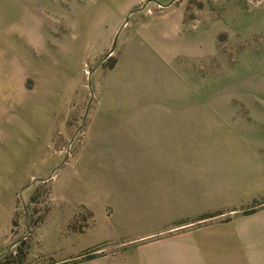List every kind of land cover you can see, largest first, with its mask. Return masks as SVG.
<instances>
[{
  "label": "rangeland",
  "instance_id": "1",
  "mask_svg": "<svg viewBox=\"0 0 264 264\" xmlns=\"http://www.w3.org/2000/svg\"><path fill=\"white\" fill-rule=\"evenodd\" d=\"M263 101L264 0H0V264L94 258L57 260L111 232L67 233L113 197L124 158L150 172L209 154Z\"/></svg>",
  "mask_w": 264,
  "mask_h": 264
},
{
  "label": "crops",
  "instance_id": "2",
  "mask_svg": "<svg viewBox=\"0 0 264 264\" xmlns=\"http://www.w3.org/2000/svg\"><path fill=\"white\" fill-rule=\"evenodd\" d=\"M228 121L230 141L209 154L153 158L150 172L141 157L124 158L113 197L83 207L86 227L67 233L80 236L99 221L111 232L57 260L98 248L78 264H264V101L232 111ZM78 214L38 223L34 236H47V224L50 235H61Z\"/></svg>",
  "mask_w": 264,
  "mask_h": 264
},
{
  "label": "water",
  "instance_id": "3",
  "mask_svg": "<svg viewBox=\"0 0 264 264\" xmlns=\"http://www.w3.org/2000/svg\"><path fill=\"white\" fill-rule=\"evenodd\" d=\"M116 37H117V34L115 35V37H114V39H113L112 47H111V49H110L111 51H112L113 48H114V44H115V42H116ZM111 51H110V52H111ZM108 54H109V53H108ZM108 54H107V55H108Z\"/></svg>",
  "mask_w": 264,
  "mask_h": 264
},
{
  "label": "trees",
  "instance_id": "4",
  "mask_svg": "<svg viewBox=\"0 0 264 264\" xmlns=\"http://www.w3.org/2000/svg\"><path fill=\"white\" fill-rule=\"evenodd\" d=\"M251 210H247V212H250ZM85 258H89L90 257V254H85L84 255Z\"/></svg>",
  "mask_w": 264,
  "mask_h": 264
}]
</instances>
